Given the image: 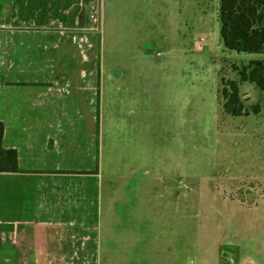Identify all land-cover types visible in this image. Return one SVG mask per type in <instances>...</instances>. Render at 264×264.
<instances>
[{
	"label": "crops",
	"instance_id": "1",
	"mask_svg": "<svg viewBox=\"0 0 264 264\" xmlns=\"http://www.w3.org/2000/svg\"><path fill=\"white\" fill-rule=\"evenodd\" d=\"M137 1L0 0V122L18 154V172L0 173V264H157L154 229L129 251L137 193L156 187V101L146 75L106 72L101 57L107 7L134 16ZM163 235V263L187 264Z\"/></svg>",
	"mask_w": 264,
	"mask_h": 264
},
{
	"label": "rangeland",
	"instance_id": "2",
	"mask_svg": "<svg viewBox=\"0 0 264 264\" xmlns=\"http://www.w3.org/2000/svg\"><path fill=\"white\" fill-rule=\"evenodd\" d=\"M219 3L138 0L129 6L134 16L116 17L109 6L102 18L106 72L146 75L156 101V187L148 200L137 193L138 213L129 217L130 230L139 229L131 233L140 239L129 251L146 252L142 231L149 229L151 237L154 229L157 264H164L163 234H170L174 252L181 239L187 264H264V92L240 83L248 116L225 114L221 98L222 80L239 81L236 68L264 60V54L224 47ZM255 105L258 114L252 113ZM173 174L182 193L178 210L162 183ZM119 191V202L129 199ZM126 247L120 244L118 254L130 259L131 253L121 252ZM223 251L234 253L235 262Z\"/></svg>",
	"mask_w": 264,
	"mask_h": 264
},
{
	"label": "trees",
	"instance_id": "3",
	"mask_svg": "<svg viewBox=\"0 0 264 264\" xmlns=\"http://www.w3.org/2000/svg\"><path fill=\"white\" fill-rule=\"evenodd\" d=\"M217 22L224 47L238 54H264V0H220ZM239 81L222 80L221 98L225 114L248 116L240 94V83L254 84L264 92V60H251L236 68ZM260 112L259 105L252 113ZM4 124L0 122V173L18 172V154L3 147Z\"/></svg>",
	"mask_w": 264,
	"mask_h": 264
},
{
	"label": "water",
	"instance_id": "4",
	"mask_svg": "<svg viewBox=\"0 0 264 264\" xmlns=\"http://www.w3.org/2000/svg\"><path fill=\"white\" fill-rule=\"evenodd\" d=\"M222 257L230 260L231 262H235V254L232 253V252H228V251H223L222 253ZM228 264H231V263H228Z\"/></svg>",
	"mask_w": 264,
	"mask_h": 264
}]
</instances>
